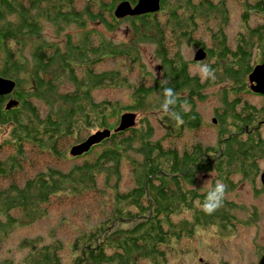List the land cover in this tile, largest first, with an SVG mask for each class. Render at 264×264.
<instances>
[{"label": "trees", "instance_id": "trees-1", "mask_svg": "<svg viewBox=\"0 0 264 264\" xmlns=\"http://www.w3.org/2000/svg\"><path fill=\"white\" fill-rule=\"evenodd\" d=\"M136 1L0 0V77L15 83L10 97L17 102L15 107L5 110L9 98L0 97V132L9 126L8 138L0 143V180H9L8 186L0 190V244L17 227H28L45 218L48 204L58 195L66 191H71V195L83 190L98 192L96 177L102 174L105 195L106 192L112 195L113 213L100 227L72 242L71 264H168L169 252L175 251L182 240L192 238L195 228L218 225L219 219L231 224L235 219L230 210L232 202L225 196L221 206L212 213L201 210L205 190L192 188L196 172L212 168L220 171L228 165L227 173L221 171L226 176L217 178L225 184V194L236 186L229 178L234 173L242 174L244 180H257L259 164L264 161V137L260 136L264 110L241 105V98H236V94H250L244 88V79L264 61V0H233L237 5L240 1L244 3L239 15L241 31L236 34L233 45L222 30V22L227 20L225 0L216 3L160 0L156 13L117 17L115 12L120 3L134 5ZM210 15L217 21L216 32L213 22L211 27L204 28L213 34L208 44L197 41L194 46L203 49L206 59L213 61L211 68H215L217 78L201 84L188 74L190 61H180L178 52L180 43L189 41L203 28L200 23ZM252 16L259 18L255 27L249 26ZM119 19L131 20L137 37L121 46L109 45L97 27L114 24ZM46 26L56 35L65 27L74 30L66 32L57 42L48 39L44 33ZM139 42L154 45L163 79L153 80L145 72L140 63ZM100 56L102 59L97 58ZM96 58L101 62L106 58L124 60L126 70L98 72L93 65ZM133 65L138 67L146 84L139 83L133 91L130 87L128 104L118 107L109 101L93 100V92L105 88L106 81L113 83L108 89L125 87ZM161 81L165 83L161 85ZM66 82L70 83L71 90L62 93L60 85ZM219 82H230L233 88H230L232 100L225 99V106L216 113L217 126L221 125L217 145L197 142L178 151L160 142L144 140L149 136L147 132L140 135V146L136 148L132 147L136 130L130 128L112 133L110 138L80 156L85 158L110 142L91 162L71 165L67 171L56 167L33 169L37 156L70 159L73 146L104 129L99 126L97 129H101L95 131L92 128L95 122L106 125L107 120L118 121L122 110H139L142 100L151 94H156L161 101L162 86L171 87L176 94L173 110L180 117L177 120L166 114L165 121L169 120L180 132L200 131L203 125L194 99L202 97L201 91L209 83ZM254 117L258 118L257 122ZM229 123L237 129L233 136H228L232 128ZM127 133L130 134L126 138L115 141ZM240 134L246 138L238 140ZM131 149L142 157L140 161L134 160V156L128 157ZM235 157L246 164L233 166ZM122 158H126L132 169L134 185L118 195L115 190ZM186 213L191 214L190 219L176 220ZM122 224L128 227H119ZM19 245L27 252L19 264H62L64 246L59 241L44 244L39 238L23 239ZM14 263L11 258L0 261V264Z\"/></svg>", "mask_w": 264, "mask_h": 264}, {"label": "rangeland", "instance_id": "rangeland-1", "mask_svg": "<svg viewBox=\"0 0 264 264\" xmlns=\"http://www.w3.org/2000/svg\"><path fill=\"white\" fill-rule=\"evenodd\" d=\"M213 1L216 3L218 0H212V2ZM243 5L244 3L242 1L237 5L234 4L233 0H225L224 7H226L227 10V20L226 22H222V30H224L227 40L230 41L231 45H233L236 34L241 31L239 15ZM213 22L215 24V33L217 21L214 20L213 15H210L200 23L203 28L199 29L189 41L185 40L182 44L180 43L178 52L180 61L188 63L190 61V64H188V74L196 77L201 84H205L208 79H204L199 75L197 64L207 63L212 67L213 61L205 58L201 62H194L193 57L197 50V47L194 46V42L199 41L205 45L208 44V40L213 34H208L204 31V28L211 27ZM257 22H259V18L252 16L249 26L255 27ZM112 26L114 27L108 30V32L105 31V29H109ZM138 26L142 30V26L140 24ZM73 30L74 28L65 27L62 32L56 35V32H54L50 26H46L44 33H46L50 41L58 42L62 40L66 32ZM97 30L103 33L105 39L109 41V45L121 46L130 39L132 41L137 37L132 31L133 24L131 20L128 19H119L114 24L108 23L107 26H98ZM137 48L140 54V63L144 67L145 72L151 74L153 80L163 79L159 72V59L155 55L154 45L147 42H139ZM97 58L102 59V56ZM97 58L94 60L93 65L94 69L98 72H106L112 69H119L121 71L126 70V62L124 60L106 58L101 62L97 61ZM1 67L2 54L0 53V69ZM212 69L215 71V68ZM216 78L215 75L214 80H216ZM247 79L248 76L244 79V88L250 94L239 92L236 94V98H241V105L255 106V109L264 110V98L250 91V84ZM139 83L146 84V81L142 80L141 74L138 73V67L133 65L127 75V85L125 87L108 89L107 87H110L113 83L106 81V87L97 88L93 92L92 97L97 103L109 101L120 107L123 104L129 103L128 100L131 93L130 87L133 91ZM70 86V83L66 82L60 85V91L62 93L69 92L71 90ZM230 88H233L230 82L209 83V85L201 91L202 97L194 99L195 110L199 114L203 125L200 131L195 130L197 133H195V131L180 132L169 120L165 121L166 114L160 109V100L156 94L146 96L142 100V107L137 111L122 110L120 115L132 114L134 116L133 125L130 128L136 130L135 135H137V137H135L136 139L132 142V147H139L140 135L143 136L147 132L149 136L144 138V140L151 143L160 142L164 147H170L178 151L197 142L205 146L217 145V134L219 129H221V125L217 126L216 113H218L217 111L220 112L222 107L225 106L224 101L232 100ZM184 95L185 93L182 94V96ZM12 99V97L9 98V100ZM263 115L264 111L262 112V116ZM213 120L215 123H213ZM257 120L258 118L254 117V122H257ZM114 124H116V126L119 125V117L118 121L114 119L107 120L106 125L95 122L92 128L96 131L101 129H97V127L100 126L104 128L102 132L108 131L109 135L103 139L105 140L110 138L112 133H116L115 130L117 127ZM207 125L210 127L216 125V127L210 128L207 127ZM228 126H231V124L229 123ZM231 127V132L228 136H233L237 133V129L234 126ZM8 130L9 126L3 128L2 132H0V143L2 140L8 138ZM129 134L130 133H127L123 135L122 138L115 141L124 139ZM260 136L264 137V128L262 131L260 130ZM245 138L246 135L243 134L238 136V140ZM65 146L66 145L60 149L63 150ZM109 146L110 142L103 145L102 148H96L85 158H81L80 156H78L79 158H72L71 156L70 159L60 160L47 155L37 156L33 169L41 171L47 167H56L62 171H67L71 165L79 166L84 163V161H93L104 148ZM221 146L224 147L223 144H221ZM215 151L217 152L218 150L215 149ZM7 153L6 151L4 154ZM136 155L137 154L131 149L128 157L132 158L134 156V160L140 161L142 157ZM0 157H2V154ZM234 163L235 165L233 166L236 167L238 165H245L246 161H239L235 157L234 162L231 164ZM224 166L225 167L220 171L217 169L218 172L215 168L196 172L194 176L195 184L192 188L204 191L208 183H212L213 180L217 181V178L221 179L226 176L227 170L225 168L228 165ZM259 166L260 171L257 180H255V178L244 180L240 173H234L231 177L229 176V178L236 182V186L232 189L229 188L225 194L227 201L232 202V208L230 210L235 216L232 223L228 224L227 221L219 219L218 225L210 224L208 226L195 228L192 238L182 240L175 248V251L171 250L169 252L168 264H257L259 258L264 253V188L261 186L259 180V175L264 172V161H261ZM231 168L235 170L234 167L231 166ZM119 172L120 177L115 191L118 195H122V193L128 192L134 185L132 169L126 158L121 159ZM103 178L104 175L102 174L96 177L98 192L83 190L80 191L78 195H71V191H66L51 199L47 206L48 215L45 218L28 227H17V229L0 244V261L11 258L15 263L19 264L27 253L25 249L20 248L19 242L23 239L39 238L43 240L44 244H49L54 240L61 242L64 246V251L61 255L62 264H71L73 259V254L71 252L72 242L77 237L85 235L100 227L102 222L113 213L114 203L112 195L109 192H106L105 195ZM8 184L9 180H0V190L6 188ZM190 217L191 214L186 213L176 218V220L181 218L190 219ZM119 227L127 228L128 225L122 224Z\"/></svg>", "mask_w": 264, "mask_h": 264}, {"label": "water", "instance_id": "water-1", "mask_svg": "<svg viewBox=\"0 0 264 264\" xmlns=\"http://www.w3.org/2000/svg\"><path fill=\"white\" fill-rule=\"evenodd\" d=\"M160 9V0H137L134 5H130L128 2L120 3L117 8L115 14L117 17H135L141 16L151 13H156ZM206 58V52L199 48L196 50L193 61L201 62ZM248 82L250 84V91L259 96H264V61L258 65H256L248 75ZM15 90V83L6 78L0 77V97H9ZM17 105L16 100H8L4 106L5 110H9L12 107ZM132 114H124L119 117V125L115 130L116 133L124 132L133 125ZM213 123L215 121L213 120ZM108 131H97L93 135L89 136L84 142L79 145H75L70 150V155L72 157H78L82 154L89 151V149L99 142H101L104 138L108 137ZM259 180L261 186L264 188V172L259 175ZM257 264H264V253L259 258Z\"/></svg>", "mask_w": 264, "mask_h": 264}, {"label": "clouds", "instance_id": "clouds-1", "mask_svg": "<svg viewBox=\"0 0 264 264\" xmlns=\"http://www.w3.org/2000/svg\"><path fill=\"white\" fill-rule=\"evenodd\" d=\"M197 69L199 75L208 80H214L215 75L213 69L207 63H198ZM165 82L161 81V85ZM177 98L171 87H163L161 90L160 109L169 114L173 119H180L179 114L173 110V106L176 104ZM194 172V169H192ZM225 184L222 181L215 183H208L203 194V200L201 202V210L205 213H212L215 209L221 206L223 198L225 196Z\"/></svg>", "mask_w": 264, "mask_h": 264}]
</instances>
